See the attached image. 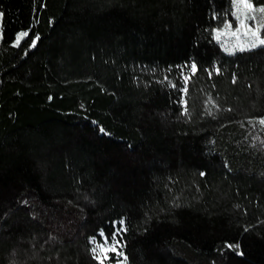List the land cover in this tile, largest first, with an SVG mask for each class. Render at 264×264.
I'll list each match as a JSON object with an SVG mask.
<instances>
[{"label": "trees", "instance_id": "16d2710c", "mask_svg": "<svg viewBox=\"0 0 264 264\" xmlns=\"http://www.w3.org/2000/svg\"><path fill=\"white\" fill-rule=\"evenodd\" d=\"M232 2L0 0V264H101L121 221L128 264H264V46L224 50Z\"/></svg>", "mask_w": 264, "mask_h": 264}, {"label": "rangeland", "instance_id": "374dc122", "mask_svg": "<svg viewBox=\"0 0 264 264\" xmlns=\"http://www.w3.org/2000/svg\"><path fill=\"white\" fill-rule=\"evenodd\" d=\"M236 14H237V10L234 7L233 2H232L231 18L234 20V22H232V21L228 22V23H231V25H232L231 29H226L223 26L222 28H220L216 31V38H217V32L221 33L219 36V40L222 42L224 50H225V48H229V49H235L234 51H238L239 45L247 46L251 41H253L255 39L251 35L250 32L247 35H245L243 30H241L235 36L231 34L232 32L236 31V29L238 27V21L236 20ZM246 23L251 24V21H246ZM26 37H23L20 40V43ZM1 40H2V31H1V16H0V42H1ZM15 45H17V40L15 42ZM226 52H228V51H226ZM195 71H196V68H193V65L183 67L177 71L178 78L187 83L190 76L193 75L195 73ZM122 229H124V224H122V225L119 224L118 231H117V234H119V235L115 236V240L119 241V244L116 245V251L115 252L108 251L105 254H101L100 250L97 248L98 245H104V247L106 249L110 248V246L113 244V238L108 239L104 235H101L99 238H95V239L91 240L92 249L97 248V253H95V254L93 253V254L95 255V257L97 255L100 256V259H97L98 261H100V262L102 261L104 264H128L127 258L125 259L126 256L123 252V245L118 238L120 236L121 232L123 231Z\"/></svg>", "mask_w": 264, "mask_h": 264}, {"label": "snow or ice", "instance_id": "6c2138e0", "mask_svg": "<svg viewBox=\"0 0 264 264\" xmlns=\"http://www.w3.org/2000/svg\"><path fill=\"white\" fill-rule=\"evenodd\" d=\"M233 5L237 10L236 20L238 21V27L236 31L232 32L231 34L235 36L237 35V33L243 30L245 35H247L250 32L251 35L255 38L247 46L239 45V51H245V50H250L252 48H256L258 46H264V38H261V36L259 35L261 29L264 28V16L261 17L260 21H257L256 16L254 14L255 11H257V9H255L254 6L250 3V0H233ZM258 11L260 13H264V7L259 8ZM2 15L3 14L0 13V16ZM246 21H251V24H247ZM224 27L226 29H231L232 25L231 23H226ZM220 34H221L220 32H217V39H219ZM27 35H28L27 32L20 33L17 36V45H19L20 40L23 37H26ZM36 39L38 40L39 37L37 36ZM32 44L33 46H35L34 41L32 42ZM234 50L235 49L225 48V51H228L229 53H232ZM193 68H195V65H193ZM183 91L187 92V88H184ZM260 123L264 124V120H261ZM120 223L122 225L123 221H121ZM122 230L126 231V229H122ZM101 235H103V232H101ZM117 244H119V241L115 240V234H114L113 244L110 246V248L106 249L104 245H98L97 248L100 250L101 254H105L108 251L115 252ZM229 247H232V245H229ZM97 248L92 249V252L94 254L97 253ZM96 258L100 259V256L97 255ZM101 264H103L102 261Z\"/></svg>", "mask_w": 264, "mask_h": 264}]
</instances>
